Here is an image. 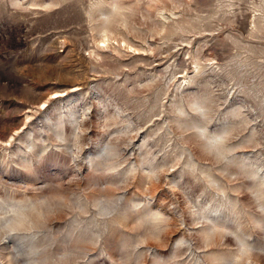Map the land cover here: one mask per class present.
<instances>
[{"label": "rangeland", "instance_id": "1", "mask_svg": "<svg viewBox=\"0 0 264 264\" xmlns=\"http://www.w3.org/2000/svg\"><path fill=\"white\" fill-rule=\"evenodd\" d=\"M0 264H264V0H0Z\"/></svg>", "mask_w": 264, "mask_h": 264}, {"label": "bare ground", "instance_id": "2", "mask_svg": "<svg viewBox=\"0 0 264 264\" xmlns=\"http://www.w3.org/2000/svg\"><path fill=\"white\" fill-rule=\"evenodd\" d=\"M75 89H77V88H75ZM72 90L71 92H74V91H76V90ZM66 95V92L64 91V92H62V93H58V94H56V96L55 97H58V98H60V97H63V96H65ZM8 231H10V230H8Z\"/></svg>", "mask_w": 264, "mask_h": 264}, {"label": "snow or ice", "instance_id": "3", "mask_svg": "<svg viewBox=\"0 0 264 264\" xmlns=\"http://www.w3.org/2000/svg\"><path fill=\"white\" fill-rule=\"evenodd\" d=\"M41 107H43V105Z\"/></svg>", "mask_w": 264, "mask_h": 264}]
</instances>
